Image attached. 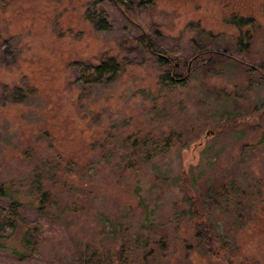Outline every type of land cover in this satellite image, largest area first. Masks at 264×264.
Here are the masks:
<instances>
[{
    "label": "rangeland",
    "instance_id": "obj_1",
    "mask_svg": "<svg viewBox=\"0 0 264 264\" xmlns=\"http://www.w3.org/2000/svg\"><path fill=\"white\" fill-rule=\"evenodd\" d=\"M155 2L133 24L114 0H0V241L33 256L0 264H264V76L240 64L264 68V0ZM231 13L260 21L243 54ZM141 33L206 52L184 87ZM109 57L114 80L79 81Z\"/></svg>",
    "mask_w": 264,
    "mask_h": 264
},
{
    "label": "trees",
    "instance_id": "obj_2",
    "mask_svg": "<svg viewBox=\"0 0 264 264\" xmlns=\"http://www.w3.org/2000/svg\"><path fill=\"white\" fill-rule=\"evenodd\" d=\"M115 4L118 8L123 12V14L128 18L133 24L137 21L139 17L138 11L145 10L146 12H151L156 10V2L155 0H114ZM132 17H131V14ZM264 13V11H263ZM226 22L233 27L237 28L240 31V35L238 37V44L240 47V51L243 54L247 52L251 46L253 41V35L256 28L259 26L260 21L253 17H243L235 13H231L229 17L226 18ZM138 26V25H137ZM139 27V26H138ZM191 27V28H190ZM186 29H190L191 31H195V29H199V25L196 24L194 26L188 25ZM244 29H247L244 31ZM204 30H200L201 33ZM1 39V34H0ZM137 44L139 45L141 50L144 52L152 53L155 56L156 63L159 69L162 71L160 78L163 83L170 84L173 86H181L184 87L187 82L189 76L186 73H183L184 68L187 67L191 63V71H195L196 66L200 65L203 58L204 53L200 48H193L194 45H191L192 51L187 55H185L183 48L178 44H168L161 41H157L154 39L153 35H150V43L148 44V40L146 35L141 33V35L137 39ZM209 53V52H208ZM218 54V53H217ZM227 55V53H225ZM221 54L223 59H230L229 56ZM243 65L242 63H240ZM77 67L79 73V81L85 85H94V84H101L104 81H112L114 80L122 71H123V64L115 57H109L103 59L98 64H86V63H78L75 65ZM244 69L248 72H255L259 71L264 76V68L257 69V68H250L243 65ZM247 67V68H246ZM169 139L165 140V144L162 147L163 151L169 148ZM133 146L136 147V142H132ZM154 150L160 149L158 146L153 148ZM10 189L5 186L0 187V196L2 197H11L10 196ZM13 197V196H12ZM195 197V196H193ZM12 206L8 210V213L4 212V210L0 211V227L6 225V221H11L10 223L13 225V229L17 227L19 224L18 218L15 217V214L18 210L20 202L15 198H11ZM198 202L195 203L193 200V208L194 212L197 213L198 209L196 208ZM15 220V221H14ZM205 222V218H204ZM37 228V226H35ZM12 237V236H11ZM211 242L209 241L211 251L216 252L219 251L217 245V241L215 236L210 234ZM25 245V244H24ZM9 248L12 251V254L18 259L20 262H28L30 263L33 259L32 252L30 251H19L15 246H10L2 241H0V248ZM25 248L27 249L26 245ZM89 257V261L83 264H95L93 262V256L83 254L81 258ZM88 260V259H86ZM145 261V259H144ZM126 261H123L121 255L119 258L118 263L125 264Z\"/></svg>",
    "mask_w": 264,
    "mask_h": 264
},
{
    "label": "water",
    "instance_id": "obj_3",
    "mask_svg": "<svg viewBox=\"0 0 264 264\" xmlns=\"http://www.w3.org/2000/svg\"><path fill=\"white\" fill-rule=\"evenodd\" d=\"M148 39V44L150 43V41H149V37H147ZM224 55H226V54H224ZM226 56H228V55H226ZM243 65H245V66H247V67H250V68H256V67H254V66H252V65H250V64H245V63H242Z\"/></svg>",
    "mask_w": 264,
    "mask_h": 264
}]
</instances>
